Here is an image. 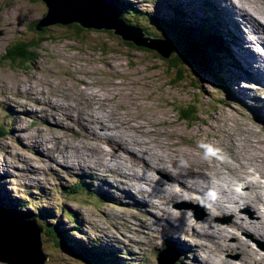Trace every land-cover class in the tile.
Returning a JSON list of instances; mask_svg holds the SVG:
<instances>
[{
	"label": "rangeland",
	"instance_id": "rangeland-1",
	"mask_svg": "<svg viewBox=\"0 0 264 264\" xmlns=\"http://www.w3.org/2000/svg\"><path fill=\"white\" fill-rule=\"evenodd\" d=\"M111 1L115 3L114 0ZM129 1L133 9L129 6L128 12L131 17L128 16V22L142 28L148 36L153 38L159 36L165 40H168V35L164 32L167 28L164 19L176 21L181 19L186 23L199 21L206 25L209 19L218 17L217 13L223 16V12L225 16L230 18L232 16L231 19L236 18L238 21L235 20L236 22L229 25L231 39L234 42L227 45L231 57L227 56L224 64L229 59L237 62L238 58L244 57L243 52L239 54L233 52L236 48L244 50L242 45H247L248 49L251 48L254 52L258 50L264 59V49L261 46L264 35L260 34L259 47L254 43L250 44L245 38L241 39V28L245 30L246 28L238 16L233 17L227 13V4L222 1L216 5L210 0ZM238 1L236 0L241 6L246 4L244 8L248 13H255L254 15L264 19V0ZM45 12L46 7L41 0H0V199L3 202L8 201L14 207L24 206L25 211L34 214L33 217L26 219L36 224L41 223L42 228L50 219V222L56 225L58 222L68 231L69 234L66 236L72 240L67 243L61 242L60 245H57L44 230L42 231V250L46 255L44 264H80L69 246H74L78 242L89 245L94 240L101 244L99 248L102 251L106 250L105 259L113 256L120 264H170L168 260L161 259L160 254L164 251L173 253L178 264H204L205 261L208 264H218L220 256L235 262L239 260V250L230 253L228 251L231 249L226 250L223 245L226 243L233 245L240 239H246L248 245L243 240L246 252L241 264H252V260L256 259L253 257L257 254L252 249L264 253L260 248L264 244L243 231L252 229L253 221L257 218L241 211L244 206L235 202L238 199L237 195L243 194H237L239 190L237 182L244 178V174H250L251 168L247 165L239 169L238 173L233 170L243 165L245 162L241 161L246 157L253 155L256 157L261 153L264 155V122L259 119L260 113L263 114L264 111V87L258 83L259 88L253 87L255 84L240 77L238 73L235 75L238 77L237 80L231 82L224 67L217 72L226 80L230 92L216 87L210 74L202 76L189 67H183L185 71L183 81L178 85H172L169 83L171 77L170 72L166 71V61L176 55L177 51L164 58L154 49L137 50L112 31L104 29L84 28V31L75 37L71 26L54 24L43 26L42 29L45 28V31L40 35L32 26L34 22L42 19ZM124 14L122 16L126 18L128 13ZM150 21L159 24L162 31L154 24H150ZM40 36L45 40L38 42ZM16 42H31L32 46L26 48L31 54L29 59L11 62L4 58ZM164 45L169 48L166 43ZM223 56L225 54L220 57ZM228 77L232 78L229 70ZM19 87H28L29 93L18 92ZM248 88L255 90L253 94H256V98L248 99L246 93ZM40 89L45 95L39 92L40 100L37 104L34 102L35 99L31 100L33 96L30 93ZM247 99L251 104L245 107ZM41 100L50 101L52 104L39 105ZM56 100L67 106L73 102L80 104L84 113L75 118L83 121L91 119L90 125L97 134L101 125L97 126L94 121L100 119L107 122L110 128L102 129L103 133L100 132L99 135L107 134L110 138L117 135L121 145L131 149L127 159L131 161L136 157V161L130 166L132 173L136 171L134 174L143 173L151 175L150 177L153 173L159 178L157 190H153L154 185L150 181L140 186V192L134 185L130 186L129 183L124 185L133 189L134 195L139 192L138 198L141 200L144 198L147 207H136L128 201H124V204L110 202L101 192L111 191L116 201L117 188L114 187L116 178L101 177L110 183L107 185L108 188L102 185L99 191L101 180L96 179V174H101L104 167L92 168L96 174L90 171L82 174L76 172L75 168L68 167L64 159L68 158L69 152L75 154L74 148L72 152L70 146L89 141L83 137L86 134L85 130L78 133L82 126L72 120L62 122L73 124V130L62 126L51 128V133H47L50 130L41 117L45 113H50L49 111L56 115L60 113L58 105L55 104ZM22 104L27 105L24 110L27 109L28 112L21 116L22 113L19 114L18 111ZM188 104L195 105L198 109L196 122H185L175 110L177 106ZM31 111H35L34 114ZM50 134L58 139L47 144L48 147L45 148L41 141L44 137V139L51 137ZM134 139L137 142H134ZM89 145L94 147L98 145L103 150L110 148L103 141L91 140ZM67 149L70 151H65ZM161 154H164L163 158L159 156ZM233 155L235 158H232ZM120 160L123 159H116ZM259 160H256V163L262 165L261 169L264 171V163ZM125 161L128 163L126 166L130 164L129 161ZM233 161H236V165L227 170V165H233ZM146 162L154 165L155 171L146 169L145 165H148ZM141 167L145 168V171ZM160 168H166L167 176L172 178H167L162 171L159 173L163 178L158 177L160 175L157 171ZM232 172L234 173L229 182L227 176ZM190 177L203 179L196 185L195 182L188 183L191 188L183 187L181 183L187 184L188 179L191 180ZM214 181L217 184L222 181L223 189L213 187ZM74 186L76 192L67 193V189H74ZM179 188L183 190L178 195L182 196L180 199L169 202V197L167 199L162 197L166 190L168 193L170 191L173 198L175 192L172 190L178 191ZM203 188L211 198L218 197L219 204L235 205L234 217L229 213L218 215L215 210L208 217L207 211L211 203L207 201L200 203L195 194V190ZM89 192L90 196H96V193L100 196L97 199L91 198ZM227 198L234 202H226ZM153 204H162L161 207L166 212L149 206ZM165 204H168L167 207L171 210L166 208ZM253 206L256 210L257 202H254ZM172 211L174 218L169 220L170 216L167 213H173ZM66 212H70L72 218H67L64 215ZM195 213L198 215L197 218ZM48 214H52L53 218H49ZM142 218L147 219L145 226H140ZM232 222L237 224V229L231 225ZM209 223L211 226L207 227ZM216 225L220 229L219 234L211 230L215 229ZM75 226H78V230ZM260 226L264 229L262 224L254 225V229ZM225 232L227 235L224 238ZM174 239H180L182 243L179 245ZM249 256L251 260H248ZM0 264L6 263L0 261Z\"/></svg>",
	"mask_w": 264,
	"mask_h": 264
},
{
	"label": "bare ground",
	"instance_id": "bare-ground-1",
	"mask_svg": "<svg viewBox=\"0 0 264 264\" xmlns=\"http://www.w3.org/2000/svg\"><path fill=\"white\" fill-rule=\"evenodd\" d=\"M210 1L213 4H215V5L219 1L224 2L225 4H227V13L229 15L232 14L233 17H234V15L238 16L239 21H241L242 24L246 28V30H245V29H243V28L240 27L241 28L240 34L242 35L241 36V39H243V38L247 39L250 42V44L251 43L257 44L259 42L260 36H259V39L257 40L258 35H260V34L264 35V19L263 18H261V17H259L257 15H254L255 13L253 14L250 10L249 11L251 13H248L245 10V8H244V7H246V4H242V6H241L238 3L239 2L238 0H237L238 2H236V0L235 1L234 0H210ZM248 1L249 0H247L246 2H248ZM222 15L223 16H220V14L218 13V17L221 18V30L223 31V33L225 35L224 36L225 37V40H227L226 43L229 46L230 45V42L231 43L234 42L231 39L232 38V34H231V31H230V26L229 25H230V23L233 24L234 22H236L237 19L235 18V20H236L235 21L234 19H231L232 16H231V18H230V16L227 17V16L224 15L223 12H222ZM259 15H261V14H259ZM187 25L190 26V27H195L194 26V22L193 23L192 22H187ZM142 31H143V29H142ZM145 36H147V35L145 34ZM238 40H240V38H238ZM254 40H256V41H254ZM242 46H243V49L245 51L248 50L249 52L246 53L242 49L241 50H236L237 49L236 48V49L233 50L234 54H236V53L239 54L240 52H243V53H245L244 57L243 58H240V59L238 58V61L237 62H235V60H233V59H229L228 61L226 60L227 61L226 64L223 65V67L227 70V78H228V80L231 81V82L237 80L238 77H235V75H236V73H238L240 75V77H243L245 80L248 79L247 81H250L251 83L255 84V86H253V87L259 88L258 85H261V86L264 87V59L261 57V55L258 53L257 50L254 52L251 48L248 49L247 45H242ZM263 49H264V47H263ZM228 70L231 71L232 78H229L228 77ZM234 83H236V82H234ZM257 83H258V85H257ZM200 85L202 86L203 84L200 83ZM30 88H32V87H30ZM248 89L249 90H247V92L245 91L247 93V95H248L247 96L245 94L248 97V99L251 100V99L256 98L257 97L256 94H253V92L255 90L254 89H250V88H248ZM28 90H29L28 87H23V88L19 87L18 88V92H24V91H26L27 93H29ZM41 91H43V90L40 89V91L37 90L36 92L30 93L33 96V98L30 97L31 100L35 99L34 102L37 103V104H38V100H40L39 92L41 93ZM42 95H45V94L43 93ZM240 99L242 101V98H240ZM248 99L245 100V103H244L245 104V107L246 106H250V104H251V102L248 101ZM56 102L57 103H55V104L58 105V108L60 109V113L56 115V114H53L52 111H49L50 113H45L41 117V120L44 122V124L46 126H48V129L50 130L47 133L48 134L51 133V128H60L62 126H65L67 128H71L73 130V127H74L73 124H69V123L68 124H65L64 122H62V120H72L73 122H76V123H78V124H80L82 126V129H80V131L78 133L80 134L81 130H85L86 134L83 135V137L84 138L85 137L88 138V141H89V142H84L83 144H81V143L78 142L76 144L71 145L70 146L71 151H72V148H74V151H75V154L74 155L73 154H70V152H69L70 149L65 150V151L69 152L68 158L67 159H64L63 158L64 159V162L68 163L67 164L68 167L70 169L75 168L74 170L76 172H81L82 174H86L85 171L94 172L93 169L94 168L97 169V167H104L105 169H103V170L100 169L101 170V174H96L95 172L94 173L97 176L96 179H100L101 180V182L99 183V186H100L99 191L102 189L101 188L102 185H104V186H106L108 188L107 185L110 183L107 180H102L101 177H106L108 179V176H112V177H115L116 178L115 179V183H114V187L117 188L116 189V191H117V195H116L117 200L116 201H114V197H112V195H111L112 192L111 191H108L107 192L106 190H104L103 192H101L103 195H105L106 197L109 198V201L110 202H113L115 204H124V201H128V202H131V204H134L136 207H147V202L144 200V198L142 200L138 198L139 195H140L139 192L141 191L140 186H143L146 182H149L150 181L154 185L153 190L159 189L158 186L156 185L158 182H160L159 181V178H156L153 173H151L150 171H148L149 169L155 171V166L148 164L147 162L149 160H147L146 164H148V165H145V168L148 169V170H146L147 172H150L152 174V177H150L151 175L150 176H147L146 174H143V173L142 174H134L136 171L134 173H132L130 166H131V164H134V162L136 161V157H134L131 161L127 159V158H129L131 149L129 147L125 146V145H121L120 141H118L119 139L117 140V135H115L112 138L108 137L110 135L107 136V134L106 135H99L100 132L103 133V130L102 129H108V128H110V126H108L106 124L107 122L105 123L104 121H102L100 119H97L96 121H94L97 126L101 125V127H99L100 128V132H99V134H97L96 132H94L95 129L93 130L92 129L93 127H91V125H90V120H91L90 118H89L90 119L89 121H83V120H79V119H76L75 118L76 116L78 117L80 115V113L83 112V110H81V108H80V104H78L76 102H73L72 105L67 106V105L63 104L60 100H56ZM47 103H51L52 104V102H50V101L41 100V103L39 105H47ZM22 105H25V104H22ZM22 105L19 106L20 108H19V111H18L19 114L22 113L21 116L27 114V112H28L27 109L24 110L25 108H27V105H25L24 108L22 107ZM92 106H93V104H92ZM263 108H264V106H263ZM88 110H90V108ZM235 110L237 111V109H235ZM35 111H31V113L34 114ZM101 111H103V110H101ZM87 113H88V111H87ZM105 114H107V113H105ZM82 117H83V115H82ZM259 119H260L261 122H263V120H264V111H263V114L260 113ZM50 121H52L53 123H51ZM254 122H256V125H258V122L256 120ZM52 125H54V126H52ZM111 129H114V128H111ZM61 130H65V129H61ZM66 131L71 134L70 131H68V130H66ZM115 132H117V131H115ZM50 135H52V136L49 137L48 135H46L48 137H46V139H44L45 138L44 137L42 139V141H41L42 143L45 144V148L48 147V146H46L47 144L52 143L53 140H57L58 139L53 134H50ZM71 135H73V134H71ZM80 136H82V135H79V137ZM133 137H134V135H133ZM91 140H94L96 142H100V141L106 142V144H108L110 148L108 150H103L98 145L96 147H94L93 145L90 146L89 144H90ZM133 141L134 142H137V140H135V139ZM142 149H144V148H142ZM41 152H44V150H41ZM145 152H148V151H145ZM37 153H40V152H37ZM259 153H257V154H259ZM183 154H184V152H183ZM93 155H95V156H93ZM163 155L161 154L159 156L161 158H163L164 157ZM117 158H120V159H123V160L116 161ZM232 158H235L234 155H233ZM125 160L129 161L130 164L126 166V164H128V163ZM143 160H145V159H143ZM168 160H169V158H168ZM256 160H259L260 162H263L264 163V155H262V153H261L259 155H256V157L254 155L251 156V157H246L245 160L241 161V162H243V163L245 162V163L243 165H239L238 167L236 166L237 168L233 170V171H236L238 173L240 171L239 169H242V168L246 167L247 165L250 166L249 168H251L249 170L250 174H244V178L241 181H238L237 182L238 183V186H239L238 187L239 190L237 191V194H239V193H243V194L242 195H237L238 199L235 200V202H237V204H239V205H243L244 206V208H242L241 211L245 212L246 214H248L249 216H251L253 218H257L255 221H253V227H252V229H250V230L247 229V230H245L243 232H245V234H247L249 237H251L253 239L257 238L260 242H262L264 244V229H261V226H260V228H257L256 230L254 229V225H256V224H262L264 226V171L261 169V166L262 165L261 166L258 165L256 163ZM170 161H171V159H170ZM94 162H95V164H94ZM233 163H234L233 165H227L226 169L227 170H231V168L236 165V161H233ZM249 164H251L252 166L249 165ZM30 167L33 168V169H36L35 167H32V166H30ZM141 168L145 171V168H143V167H141ZM165 169L164 168H160L157 172L159 173L160 171H162V172H164L166 174L165 176H167V170H165ZM160 173H159L160 176H158V177H162L163 178V176ZM226 173H228V171H226ZM233 173L234 172L230 173L227 176V180L229 182H230V179L232 178ZM250 176H252V177H250ZM225 177H226V175L224 176V179H225ZM167 178L171 179L172 177L167 176ZM216 178H217V176H216ZM190 179H191V177H190ZM202 179L203 178H201V177H196V178H193L191 180L188 179V182L186 181L187 184L186 183H181V182L180 183L185 188H191V187H189L188 183H194L195 182L194 184L196 185L197 182H201ZM215 182L216 181L212 182L213 183V185H212L213 187H215V188H218L219 187V188L223 189V184L224 183L222 181H220V183H218V184L215 183ZM127 183H129L130 186H133L134 185L135 186V189H137L139 191V192L137 191L138 192L136 194L137 196L132 193L133 189L131 190L129 187L124 186ZM202 183H204V181ZM208 187H210V184H208ZM164 189H167V187L166 188L164 187ZM193 190H195V189H193ZM164 191L166 192V194L163 195L162 197L164 199H167V197H169V202L174 201V200H177V199H180L182 196H178V195H180L183 192V190L180 189V188L178 189V191H176L175 189H173L172 192L173 193L175 192L177 195H175V193H174V197L172 198L170 196V191H169V193L166 190H164ZM195 194H197V198H198V201L200 203H204V201H207V202H210L211 203V204H209V211H207L208 217H210V213L212 211H214V210H215L216 214H218V215H221L223 213H229V215H231L232 217H234V215H233V207L235 205L227 206L225 203L219 204L218 203V197L211 198V196L209 195V193L206 192V189L205 188H203L201 190H195ZM225 201L226 202H230V203L234 202V200H231L229 198H227ZM254 202H257V208H256V210H255V208L253 206V203ZM162 204L161 205H159V204H155L154 205L153 204V205H149V206L155 207L157 210L160 209V210H162L163 213H165L166 210L163 207H161ZM167 205L168 204H165V207L166 208H169V207H167ZM167 214L170 216V219L169 220H171V219L174 218L173 217L174 212L173 213L169 212ZM178 217L180 219H182L179 214H178ZM165 218L168 219V217H165ZM140 221H141L140 226H145L147 224L146 223V221H147L146 218H142V219H140ZM250 224H252V223H250ZM231 225L235 229H237V224L236 223H233L232 222ZM209 226H211L210 223L207 224V227H209ZM215 227H216L215 229H211V230H214V233L219 234V232H220L219 227L217 225ZM209 231H210V229H209ZM205 233L210 234V232H206V231H205ZM262 234H263V237H262ZM223 235H224V238H225V235H227L226 232H225V234L223 233ZM175 237H177V236H175ZM174 240H176L179 245L182 243V241L180 239H174ZM243 240H245V243L247 245L246 239H240L238 241L236 240V243L233 244V245H228V243H226L225 245H223V247L226 250L227 249H231V250L228 251L230 253L234 252L236 249L239 250V253H240L239 254V260H237V261L234 262V261H231V259H227V257L220 256V260H218V264H241V261L243 259V256H244V254L246 252V249H245V247L243 245ZM224 248H222V250ZM260 248L263 249V251H264V245H263V247H260ZM252 250L255 253L257 252V254L255 255V257H253L254 259L255 258L256 259L255 260H252V264L253 263L264 264V253H260L259 251L254 250V249H252ZM251 259L252 258L249 256V259L248 260H251ZM204 264H208V263L205 261Z\"/></svg>",
	"mask_w": 264,
	"mask_h": 264
},
{
	"label": "trees",
	"instance_id": "trees-1",
	"mask_svg": "<svg viewBox=\"0 0 264 264\" xmlns=\"http://www.w3.org/2000/svg\"><path fill=\"white\" fill-rule=\"evenodd\" d=\"M114 1L116 3L115 5L117 7V11L119 15L121 16L122 19L128 22L127 19L128 16H130L128 12L129 6L131 9H133L131 7L132 5L131 1L129 0L128 1L114 0ZM124 13H128L126 18L122 16V14ZM157 21H161V20H157ZM163 22L167 24V28L165 29L164 32L165 34L168 35V40L178 48L176 55H173L166 61V71L167 73L170 72L169 76L171 77L169 83L172 85L174 84L178 85L179 83H181L183 81L184 72H185L183 70V67H189L195 69V71L199 74H202V76H206L207 74L208 75L210 74L213 77V82H215L216 87H218L219 89H225L230 92L231 89L227 85L226 80L217 72V70L219 71L222 69L224 65V59L227 58L228 56L227 54L229 52L226 43L223 39L224 38L223 36L225 35L223 31L218 29L217 27L221 25V18L216 17L213 19H209L206 25L202 24L199 21H196L194 22L195 27L188 26L187 23L181 19H179V21H176L174 19H164ZM36 23L37 21L34 22L32 26L33 29H35ZM150 24H154L156 28H159L162 31L159 24L152 23L151 21ZM68 26H71L73 28L72 33L75 37H78L79 34L82 31H84V28H82L80 25L75 23L69 24ZM44 31L45 28L43 29L41 28V30L38 31V34L41 35V33H43ZM90 31L95 32L94 30H90ZM157 37L159 38V36ZM40 40H45V38L40 36L38 42ZM33 42L36 43L35 41ZM125 42L127 44H130L137 50L143 49L150 51L148 48H145L143 46L136 47L132 43H129L127 41ZM30 46H32L31 42H26V43L16 42L14 46L7 52L4 58L6 57L11 62H19V61L21 62L26 59H29V56L31 54L29 53V51L26 50V48L29 49ZM224 54L225 56L220 57L221 55ZM175 110L177 111L180 119L184 120L185 122H191V121L196 122L198 120L197 117L198 109L196 108L195 105L188 104L180 107L177 106ZM75 192H76L75 186L74 189L73 188L67 189V193H75ZM75 195L77 194H74V196ZM88 195L90 196L91 193L89 192ZM98 196L100 195L96 193V196H90V197L97 199ZM0 202L5 209L14 212L16 214L22 215L26 218L33 217L34 215L32 212L25 211V207L20 204L18 208L16 206L15 207L12 206L8 201L3 202L0 199ZM45 213L47 214L46 211ZM64 215L69 219L72 218V214L70 212H66ZM52 216H53L52 214L49 215V218H53ZM38 224L40 226L42 225L41 223ZM45 224L46 226L43 227V230L46 232V234H48V236L51 239H54V242L57 245H60L61 242L67 243L72 240L71 238L66 236L69 234L68 231L66 229H63L58 222L56 225L50 222V219H48ZM75 229L78 230V226H75ZM100 245H101L100 243H97V241L94 240V242L89 245H86L83 242H78L74 246H69V248L72 251V253L75 255V257L78 258V262L80 264H120L119 261L118 260L116 261L115 257L113 256H109L108 258L105 259L106 250L102 251L99 248ZM174 264H178V263L175 262Z\"/></svg>",
	"mask_w": 264,
	"mask_h": 264
},
{
	"label": "water",
	"instance_id": "water-1",
	"mask_svg": "<svg viewBox=\"0 0 264 264\" xmlns=\"http://www.w3.org/2000/svg\"><path fill=\"white\" fill-rule=\"evenodd\" d=\"M41 1L46 7V12L35 24L37 31L43 26L75 23L83 28L111 30L113 34L136 47L154 49L164 58L178 49L168 40L145 36L141 28L121 18L111 0ZM164 43L169 48H166ZM16 216L0 202V261L6 264H44L46 255L43 253L41 241L43 228L24 216ZM195 217H198L196 213ZM160 256L170 264L176 262L173 253L164 251Z\"/></svg>",
	"mask_w": 264,
	"mask_h": 264
}]
</instances>
